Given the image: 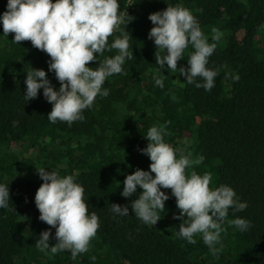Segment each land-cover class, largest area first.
I'll return each mask as SVG.
<instances>
[{
    "label": "trees",
    "instance_id": "obj_1",
    "mask_svg": "<svg viewBox=\"0 0 264 264\" xmlns=\"http://www.w3.org/2000/svg\"><path fill=\"white\" fill-rule=\"evenodd\" d=\"M7 2L0 0V15ZM118 3L125 23L109 44L121 30L128 31L133 57L121 74L106 79L109 95L98 96L84 119L71 126L48 121L52 105L43 89L29 102L24 96L31 68L46 71L60 87L49 71L50 56L30 41L13 43L14 33L3 36L0 25V183L9 186L11 198L0 209V264H264V0ZM179 3L198 19L210 43L213 28L223 33L209 58L208 66L217 72L211 91L186 84L178 71L163 73L156 64L148 17ZM192 51L189 45L178 69L188 67ZM114 54L106 51L98 60ZM153 77L163 79V89ZM152 126H165V140L174 148L191 152L193 159L204 157L186 170L189 174L211 173V188L228 185L248 205L242 212L229 209L227 219L244 218L251 227L241 232L225 221L215 255L200 236L195 244L177 238L182 221L173 218L179 210L171 189H161L170 199L155 226L131 210L142 189L127 200L121 195L127 175L150 170L151 161L140 150L147 147L144 136ZM40 168L74 175L85 189L89 213L96 212L100 223L86 253L73 258L67 250L44 254L35 247L46 230L52 232L50 245L57 242L55 229L40 221L35 204L43 183ZM111 204L129 206V216L115 215Z\"/></svg>",
    "mask_w": 264,
    "mask_h": 264
},
{
    "label": "clouds",
    "instance_id": "obj_2",
    "mask_svg": "<svg viewBox=\"0 0 264 264\" xmlns=\"http://www.w3.org/2000/svg\"><path fill=\"white\" fill-rule=\"evenodd\" d=\"M119 8L118 0H8L7 10L0 15L3 36L14 33L13 43L30 41L34 48L48 54L49 71L59 81L57 89L46 71L33 68L26 73L24 81V96L28 102L38 98L43 89L44 98L52 105L47 116L50 123L60 121L71 126L83 120L84 111L92 107L98 96L109 95V90L103 87L106 79L121 74L126 60L132 59L128 31L121 30L109 44V37L125 23V13ZM148 18L154 25L148 38L158 49L155 61L159 69L163 73L178 71L185 77L186 84L211 91L217 72L208 66L209 58L223 33L213 28L210 43L198 19L182 3L168 4L166 10L150 14ZM189 45L193 51L187 59L188 67L178 69V61L183 60ZM113 50L116 54L98 60L106 51ZM93 61L98 66L88 67ZM153 79L155 85L163 89V79ZM166 135L165 126H152L147 130L144 138L148 144L140 151L149 157L150 170L137 169L127 175L121 195L127 200L142 189L139 198L131 202V210L145 225L155 226L170 199L161 189H171L179 210V215L173 218L182 221L177 238L195 244V237L200 236L215 255L225 221L241 232L251 227L244 218L227 219L229 209L242 212L248 205L241 202L228 185L211 188V173L201 175L193 170L189 174L186 170L201 164L204 157L193 159L191 152L185 154L184 150L167 143ZM37 172L43 181L35 195L39 219L55 229L57 242L50 245L52 232L46 230L40 234L35 247L44 254L67 250L73 258L86 253L100 223L96 212L89 213L85 189L74 175L62 176L44 168ZM9 201L10 188L0 183V209L7 208ZM111 212L129 216V206L111 204Z\"/></svg>",
    "mask_w": 264,
    "mask_h": 264
},
{
    "label": "built area",
    "instance_id": "obj_3",
    "mask_svg": "<svg viewBox=\"0 0 264 264\" xmlns=\"http://www.w3.org/2000/svg\"><path fill=\"white\" fill-rule=\"evenodd\" d=\"M135 0H129V3L130 4H133Z\"/></svg>",
    "mask_w": 264,
    "mask_h": 264
}]
</instances>
